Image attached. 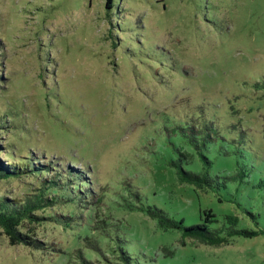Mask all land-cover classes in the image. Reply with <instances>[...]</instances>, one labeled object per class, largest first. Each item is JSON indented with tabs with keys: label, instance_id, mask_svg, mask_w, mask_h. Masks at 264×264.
I'll return each instance as SVG.
<instances>
[{
	"label": "rangeland",
	"instance_id": "1",
	"mask_svg": "<svg viewBox=\"0 0 264 264\" xmlns=\"http://www.w3.org/2000/svg\"><path fill=\"white\" fill-rule=\"evenodd\" d=\"M0 115V161L49 166L0 179V199L50 176L88 195L31 224L63 252L0 230V264H264V0H0ZM178 159L213 187L181 182ZM136 189L186 225L211 208L258 234L182 244L128 208Z\"/></svg>",
	"mask_w": 264,
	"mask_h": 264
},
{
	"label": "trees",
	"instance_id": "2",
	"mask_svg": "<svg viewBox=\"0 0 264 264\" xmlns=\"http://www.w3.org/2000/svg\"><path fill=\"white\" fill-rule=\"evenodd\" d=\"M106 1L109 2V0ZM180 153L185 158L187 157V153ZM7 156L14 155L9 153ZM17 157L18 158H16L15 161H10L5 164L0 161V179L16 175L20 176L23 174V172H25L23 169H28V171H30L32 174H36V176L40 177L43 176L41 175L42 173L45 174L43 172L44 170L49 172V166L45 163H41L43 166L40 168L36 166L37 169L34 170L36 167H34L33 163L35 164L36 162L35 159H32V155L27 154V157L24 158H20V156ZM202 158L204 163L207 166H210V160L204 155H202ZM171 164L177 169L178 179L181 182H186L202 189L205 187H213L211 185L212 179L208 175L207 171L199 173L191 170H185L180 159L177 161H172ZM73 177L68 176V179H66L64 183H59L58 185V183L55 181V177L50 176L47 181L40 182V184H38L36 192L32 190L30 193H27L24 198L0 199V230L4 235L7 236L9 244H23L29 248L42 251L59 253L63 252L62 249L50 245L46 240L35 237V234H33V229L31 228V224H41L44 220V217H50L45 214L40 215L38 214V211H42L47 207L56 206L60 203L62 207L70 206L72 204V202H68L66 199L63 200L64 202H61L59 198L68 196V194H72V189H79L77 184H73L69 187V180L74 179ZM228 178L231 177H227L226 179ZM226 179H224V182L222 183L218 182V186L221 184V186L224 187ZM25 187L30 189L28 184H25ZM57 189L63 190L65 195L59 196L55 194ZM48 191H51L52 195L49 194ZM77 195L88 197L87 192L81 187L77 192ZM95 200L100 201V198L96 197ZM131 200L132 203L127 204L128 208L131 210L136 208L145 211L147 216L156 220L159 228L163 230H180L182 244H185V239H192L194 242L218 246L227 244L234 236L253 237L258 234V231L256 230H249L244 227H239V218L233 213L224 214L220 220L216 217L217 215L214 213V211L211 208H208L200 212L199 222L186 225L184 224L183 218H176L172 215H169L166 211L155 205H143V203L140 202L141 195L138 189L131 191ZM74 213L75 212H73L72 209L68 217L55 218L53 225H61V219L69 221L72 219H77L79 216H81V213L78 215V217L77 215H74ZM76 253V255L80 258L81 264H95L91 260L86 259L82 255L81 250H77ZM125 257H127V255H125Z\"/></svg>",
	"mask_w": 264,
	"mask_h": 264
}]
</instances>
